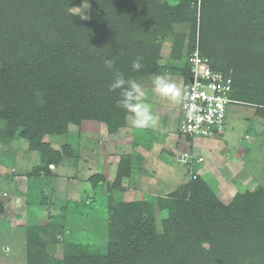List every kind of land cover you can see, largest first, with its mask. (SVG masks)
Returning <instances> with one entry per match:
<instances>
[{
	"label": "trees",
	"instance_id": "trees-1",
	"mask_svg": "<svg viewBox=\"0 0 264 264\" xmlns=\"http://www.w3.org/2000/svg\"><path fill=\"white\" fill-rule=\"evenodd\" d=\"M139 1L145 2L129 0L130 10L127 0H0V148L24 140L39 154L25 175L53 177L52 165L78 157L70 143L55 148L45 136L127 114L116 106L119 90L109 91L114 75L103 66L106 58H115L126 78L180 71L185 84L186 57L198 47L211 69L231 71L230 97L264 120V0H161V19L151 22L137 21ZM85 3L89 19L73 11ZM169 8L183 12L182 18L166 14ZM168 40V58L182 67L161 63ZM136 57L144 64L139 72L131 69ZM132 168V155H121L106 184L102 243L66 239L64 203L49 211L48 223L20 225L25 264H264V188L240 187L225 203L194 168L170 193L116 197ZM104 179L97 172L88 177L92 201ZM32 184L28 204L34 201ZM42 191L39 203L49 205ZM4 210L0 196V215ZM54 243L60 251L49 252Z\"/></svg>",
	"mask_w": 264,
	"mask_h": 264
},
{
	"label": "rangeland",
	"instance_id": "rangeland-1",
	"mask_svg": "<svg viewBox=\"0 0 264 264\" xmlns=\"http://www.w3.org/2000/svg\"><path fill=\"white\" fill-rule=\"evenodd\" d=\"M160 1L153 0V2H149V0H145L143 5L139 1L140 8L137 9V14L139 13L137 21L142 22L144 19H149L150 22L154 19L160 20V13H162V8L159 5ZM130 4L129 0H127L129 9ZM135 4L138 3L135 2ZM158 5L160 6L159 8ZM73 11L86 19L91 18L90 4L88 3H85L80 9H73ZM127 12L129 14L132 13L128 9ZM171 13H173V9L169 8L166 14L170 15ZM176 13L177 11L175 10L173 16L178 15L176 18H182L183 12ZM171 48V40L165 41L161 50L163 58L161 63H174L178 67H182L183 64L181 62H175L168 58ZM170 74L174 82L183 91L182 73L176 71ZM151 80L152 76L137 77V81L141 85L142 82L144 85H149L144 87V89L147 92V102L152 105L154 113H156L155 105H161V107L172 106V109L180 112V103L172 104L152 92ZM226 115V125L222 132L205 137H192L194 147L192 148L191 144L185 146L190 149L188 152H185L187 156L186 160H179L181 152L174 153L176 157L171 163L164 162L161 158L160 160H155L154 167L150 169V171H153L151 175H154V181L151 184L148 183L149 189L159 194L172 192L180 183L190 178L194 165L198 163L208 166L206 169L211 172L212 177L217 183H215L213 178L209 179L208 182H212L217 196L225 203L229 202L233 194L241 188L248 190L264 188V120L254 114L253 108L238 103L228 104ZM160 117L159 121H164L165 116L161 115ZM131 119L129 114H124L123 117L121 116L115 122L116 126L112 129L114 131V139L112 140L102 138L103 133L99 134V132L89 131L92 127H88L89 129L81 132V129L75 126H68L67 131H65L66 135L53 134L44 137V140L50 141L55 148H59L63 143H70L75 148V153L78 156L75 159H65L63 166L55 170L58 176L50 178L39 176L34 178V186L37 187L38 185L39 189H44L45 195L49 199L48 203L50 204L48 207L50 211L58 212L62 204H69L66 211V223L68 225L65 237L67 240H82L94 243H102L105 240L106 200H104L105 197L103 196L100 201L97 197L92 201L91 194L93 190L87 179L90 175L99 171L98 166L104 158L106 159L111 154H118L123 151L119 145L121 144L119 143L120 140L128 141L130 139L132 143V141H137L135 139L136 136H143V139L145 136L146 138L145 130L133 128ZM103 120L107 122V119ZM125 123L127 124L125 125ZM129 123L130 125H128ZM157 131L162 133V130ZM178 133L184 136L180 132ZM163 137L165 142L167 137L173 139L170 133H165ZM124 144H127V142H124ZM15 145L14 147L17 152L15 155L13 154L14 151H11L10 148H0V196H2L3 191L7 193V197L2 196L5 204L19 197L17 196L18 186L13 180L15 174H20L24 172L23 170L28 171L39 163V154L28 150L27 143L24 140H17ZM166 154L170 158L173 156L169 152H166ZM200 157L204 159L202 163H200ZM117 193L118 191H115L114 195H117ZM42 195L36 192L32 196L33 203L39 202V199L43 198ZM12 211V215L9 214L6 220L0 219V264H25V226L46 224L49 221V217L48 215L41 217V214H38L40 217L36 218L33 216L30 219V216H28V218L24 217L23 219L21 216L25 215V210L22 212L15 207ZM13 214L16 215L13 217ZM156 216L159 219L160 215L157 211ZM59 218H55L54 220L60 222ZM60 247L56 243L49 244L48 251L57 252L60 251Z\"/></svg>",
	"mask_w": 264,
	"mask_h": 264
},
{
	"label": "crops",
	"instance_id": "crops-1",
	"mask_svg": "<svg viewBox=\"0 0 264 264\" xmlns=\"http://www.w3.org/2000/svg\"><path fill=\"white\" fill-rule=\"evenodd\" d=\"M176 62V61H175ZM183 78V77H182ZM184 78H183V86H184ZM143 87L149 86V85H144L142 82ZM173 107L171 106H157L155 105V114L159 117L160 120V116H165L164 121H159V125L157 126V128L155 130L152 129H148L145 130V134L147 135L146 138L144 136V139L142 138L143 136H136L135 139H137V141H132L129 139L127 140H120L119 144L120 147L123 149V151L121 153L118 154H111L109 155L106 159L104 158L100 164H99V171L97 173L101 174L104 176V181L101 184V188L98 191V193L95 194V196L93 197V200L97 197V199L100 201L101 198H103V192L106 191V184L109 182L113 181L115 172H116V167L117 164L119 162L120 156L123 154H131L132 155V174L130 177L128 178H124L122 181V185L121 187H123L124 192H119V190H115L118 191L119 195L122 193V195H120L122 198H124L125 200H134V199H143V198H156L159 195L158 192H154L152 191V189H149V184H151L154 180V175H151V173L153 171H150V169H152V167H154V161L155 160H160V158L162 160H164V162L167 163H171L173 161V159L176 157V154L174 153H182L179 156V160H186V153L188 152L190 149L186 148V145L191 144V147H194V140L192 138H188L186 136H181L178 132V127H179V112L178 110H174L172 109ZM118 116H122V114H108L105 115L104 119H107V122H104V120L102 119L101 121H86L83 122L82 124H84L82 127H79V129H81V132L85 129H89L90 127H92V129L90 128L89 131L91 132H99L103 133V135L101 136L102 138H105L107 140H112L114 139V131L112 130L114 126H116V123L120 117ZM127 123H125L126 125ZM130 125V123L128 124ZM89 127V128H88ZM83 128V129H82ZM157 130H162V133H159ZM165 133H170L172 134V138L173 139H169V137H167L166 142L165 139L163 137V135ZM107 137V138H106ZM128 138H130V136H128ZM127 138V139H128ZM169 139V140H168ZM176 141V142H175ZM124 142H127V144H124ZM169 142V144H168ZM167 143V144H165ZM203 144V143H202ZM14 146H16L14 144ZM13 146V148H11V151H14L13 154L15 155L16 150L15 147ZM173 146V147H171ZM28 148V145H27ZM72 148L74 149V151L76 152L75 148L72 146ZM166 152L172 153L173 156L170 158ZM78 154V153H77ZM79 155V154H78ZM15 157V156H14ZM200 163L203 162V158L200 157L199 158ZM65 160H63L61 162L60 165L58 166H51L50 168L52 169V174L53 176H58V174L55 172V170L60 167L63 166ZM194 168H197L196 171V175L201 176L208 184L209 186L214 190L213 188V184L212 182H208L209 179H212V175L211 172L208 171L206 168H208L207 165H202V164H197L194 165ZM21 172L20 174H15V178L13 179L15 181V183L17 184V191L18 194L17 199H14V201H9V203L5 204V210L4 213L2 215H0V219H5L6 217L9 216V214L12 215L13 211L12 209L18 208L19 211L21 210L25 215L21 218L24 219L28 218V216H30V219L33 218V216L40 217L38 214H41V217H44L46 215H49V207L48 204H41L38 203H33V204H28L25 203L26 202V194L28 193V189L32 186L31 184L34 181L35 176H27L25 175L26 172L30 171H25ZM102 171V172H101ZM156 174V172H154ZM191 174H193V171L191 172ZM234 174V173H233ZM231 174V175H233ZM213 180L215 181V183H217V181L213 178ZM183 183V182H182ZM181 184V183H180ZM31 185V186H30ZM148 185V186H147ZM24 188V189H23ZM39 187H35V191L34 194H36V192L39 194H41V190L44 191V189ZM42 191V192H43ZM53 191V189H52ZM114 191V192H115ZM215 191V190H214ZM115 195L116 197H120L119 195ZM216 193V192H215ZM25 194V196H24ZM43 194V193H42ZM41 194V195H42ZM21 195V196H20ZM2 196L7 197V193L5 191L2 192ZM1 196V197H2ZM68 199V198H66ZM72 200V199H71ZM106 200V196L105 199ZM73 202V201H72ZM77 203V202H75ZM67 207L69 206V204H65ZM35 213V214H34ZM23 214V213H22ZM33 214V215H32ZM16 214H13V217ZM18 218V216H17ZM4 220V221H5ZM34 225V224H33Z\"/></svg>",
	"mask_w": 264,
	"mask_h": 264
},
{
	"label": "built area",
	"instance_id": "built-area-1",
	"mask_svg": "<svg viewBox=\"0 0 264 264\" xmlns=\"http://www.w3.org/2000/svg\"><path fill=\"white\" fill-rule=\"evenodd\" d=\"M188 82L183 86L180 103L179 132L184 136L205 137L223 131L228 104L237 103L232 93L231 71L211 69L198 47L188 53Z\"/></svg>",
	"mask_w": 264,
	"mask_h": 264
},
{
	"label": "clouds",
	"instance_id": "clouds-1",
	"mask_svg": "<svg viewBox=\"0 0 264 264\" xmlns=\"http://www.w3.org/2000/svg\"><path fill=\"white\" fill-rule=\"evenodd\" d=\"M103 66L112 71L114 79L109 86V91L119 90L120 98L116 106L131 116V124L137 130H155L159 125V117L154 113L152 105L147 102V92L134 78H126L116 67L115 58L103 60ZM144 67L142 57H136L131 64L133 72H139ZM152 92L172 104H179L184 98L181 87L174 82L170 73L153 74Z\"/></svg>",
	"mask_w": 264,
	"mask_h": 264
}]
</instances>
